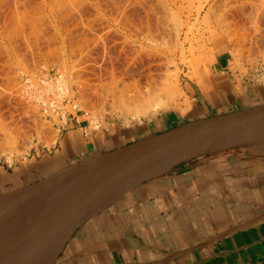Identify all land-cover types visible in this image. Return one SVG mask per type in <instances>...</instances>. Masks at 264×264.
I'll return each mask as SVG.
<instances>
[{
  "label": "rangeland",
  "instance_id": "1",
  "mask_svg": "<svg viewBox=\"0 0 264 264\" xmlns=\"http://www.w3.org/2000/svg\"><path fill=\"white\" fill-rule=\"evenodd\" d=\"M216 59L264 84V0H0V161L53 147L76 113L98 129L191 112ZM149 82L178 83L173 105L114 103Z\"/></svg>",
  "mask_w": 264,
  "mask_h": 264
},
{
  "label": "crops",
  "instance_id": "2",
  "mask_svg": "<svg viewBox=\"0 0 264 264\" xmlns=\"http://www.w3.org/2000/svg\"><path fill=\"white\" fill-rule=\"evenodd\" d=\"M209 67L191 112L98 129L76 113L53 147L0 161V223L95 155L264 103V84L237 81L223 59ZM54 264H264V143L197 157L137 185L76 230Z\"/></svg>",
  "mask_w": 264,
  "mask_h": 264
},
{
  "label": "water",
  "instance_id": "3",
  "mask_svg": "<svg viewBox=\"0 0 264 264\" xmlns=\"http://www.w3.org/2000/svg\"><path fill=\"white\" fill-rule=\"evenodd\" d=\"M262 143L264 103L188 121L95 155L0 223V264H54L76 230L137 185L191 159ZM73 179L84 180L67 186L56 201L10 222L56 185Z\"/></svg>",
  "mask_w": 264,
  "mask_h": 264
},
{
  "label": "bare ground",
  "instance_id": "4",
  "mask_svg": "<svg viewBox=\"0 0 264 264\" xmlns=\"http://www.w3.org/2000/svg\"><path fill=\"white\" fill-rule=\"evenodd\" d=\"M152 84V82H149L148 85H140L139 83H134V86L129 88L128 90H118V92L113 95L114 103H116L118 108H121L122 111L125 110V112H131V110H134L135 108L136 113H144L150 110L151 108H165L167 106L173 105L177 96L176 94L180 91L178 83H168L167 86H165L166 84L163 83V88H156V86L154 87V84ZM110 90H112V88H110ZM162 91L165 92V94H162ZM166 94H168V97H165ZM166 98H168V100H166ZM83 180L73 179L70 181H62L53 189H51L49 193L43 196L37 202V204L34 203L35 205H28L17 216L10 219V222L56 201L65 194L69 186L71 188L74 185L81 183Z\"/></svg>",
  "mask_w": 264,
  "mask_h": 264
}]
</instances>
